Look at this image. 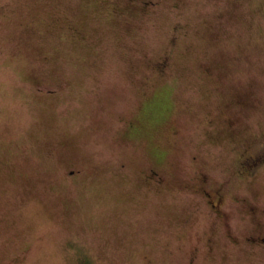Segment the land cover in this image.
Listing matches in <instances>:
<instances>
[{"label": "rangeland", "instance_id": "374dc122", "mask_svg": "<svg viewBox=\"0 0 264 264\" xmlns=\"http://www.w3.org/2000/svg\"><path fill=\"white\" fill-rule=\"evenodd\" d=\"M153 1L0 0V264H264L191 186L264 222V0Z\"/></svg>", "mask_w": 264, "mask_h": 264}, {"label": "flooded vegetation", "instance_id": "af4514ba", "mask_svg": "<svg viewBox=\"0 0 264 264\" xmlns=\"http://www.w3.org/2000/svg\"><path fill=\"white\" fill-rule=\"evenodd\" d=\"M132 3H137L138 7L141 9H146L148 7L156 6L157 3L153 0H133ZM73 30L72 27L69 28ZM167 65L166 61H162L159 63L157 69L159 71L164 70ZM232 124H230L231 126ZM196 160L197 157L195 156ZM126 165H122V168H125ZM264 168V148L259 152H252L251 149L245 148L237 157V175L240 178H251L256 176L258 171ZM149 173L147 174V180L149 183H156L160 185V187L164 186L167 183V179L165 176L157 172L153 168H149L147 170ZM82 170L70 169L68 170L66 177L71 180L74 178H78L79 174L81 175ZM195 184V186H194ZM191 186L197 191L201 200L203 201L205 207L209 211V218L214 221L218 226L220 225L223 233L211 234L206 239L207 248L212 251L217 248L218 242L221 243L225 240V243L232 244L234 246L246 245L253 250V254L262 253L264 254V222L258 221L255 217L258 213L259 209L255 207L253 204L247 201V198L242 197L237 199H232L228 196L227 190L216 182L213 175L205 170H201L197 176H195L194 181L191 183ZM194 191V190H193ZM229 199L235 203H245L248 205V215L253 216V228L249 232L244 234H240L237 229L234 228L231 212L232 206L229 205ZM212 223V224H213ZM222 235V236H221Z\"/></svg>", "mask_w": 264, "mask_h": 264}]
</instances>
